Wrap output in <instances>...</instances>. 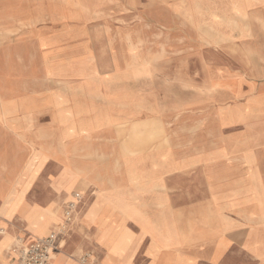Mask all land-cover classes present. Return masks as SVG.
I'll use <instances>...</instances> for the list:
<instances>
[{
    "label": "crops",
    "instance_id": "1",
    "mask_svg": "<svg viewBox=\"0 0 264 264\" xmlns=\"http://www.w3.org/2000/svg\"><path fill=\"white\" fill-rule=\"evenodd\" d=\"M0 5L3 6L0 10L7 11L0 18V26L43 20L44 14H31V10L42 9L49 11L46 17L52 25L73 22L77 26H106L93 20L84 22L88 20L75 19L76 12L98 10L101 16L109 17L102 21H115L119 19L116 16L126 10L125 0H0ZM19 11L23 13L17 17ZM71 37L78 40L79 36L76 34ZM52 42L49 44L60 43L61 40ZM80 48L75 46L60 52L55 58L59 60L48 66V84L56 87L49 86L48 92L56 90L59 93H50L46 97L43 129L37 132L30 130L29 123L34 121L30 101L16 98L0 101V121L14 135V170L32 171L37 162L35 155L39 154L46 158L41 164L37 162L39 168L45 169L49 165L55 172L54 176L50 175L45 180L49 196L43 206L25 201L34 182L30 173L27 174L28 179H18L11 186L6 194L13 188L15 195L22 192L21 203L17 212H13V217L21 218L25 223L24 215L33 206L45 209L56 203L59 209V202L64 201L60 212L62 220L64 204L79 195L82 200L78 204L75 221L70 231L56 240L53 255L61 251L65 254L68 241L74 229L78 228V232L85 230L89 234L88 241L95 253L104 255L102 264H130L129 247L123 257L110 256L107 261L104 245L96 241V226L78 227V219L99 194L102 217L116 220L112 224L113 231H127L131 237L133 226L138 229L140 238L146 240L142 250L145 264H161L166 256L172 260L177 256L182 259V262L169 264H264V225L248 222L246 218L254 207L253 202L247 200L252 197L238 199L237 188L245 184L240 178L243 167L238 158L229 159L225 147L213 151L206 141L203 144L196 141L192 132L166 130L169 121L159 110L165 106L163 99L159 101L151 92L138 91L131 79L138 77L144 67L136 68L131 63L123 65L118 53L113 50L90 55ZM209 64L203 62L205 75ZM176 70H181V66L178 65ZM159 76L161 79L163 72ZM250 88L264 92V84H251ZM153 100L157 102L152 103ZM256 121L263 123L260 129L263 130L264 115ZM153 126H161V130L153 131ZM120 127L124 128L122 136L118 130ZM260 153L264 155L263 151ZM247 156L250 162L246 161ZM125 157L134 158L132 169L124 162ZM243 159L251 165L249 179L252 181L248 185L262 186L253 153L246 152ZM130 169L140 172L142 179L139 183L129 180L127 172ZM68 175L74 178L70 187L56 189L59 178L64 177L61 180L64 185L69 181ZM86 183L88 186L83 190L81 187ZM79 188L81 190H77ZM68 196L71 199L67 200ZM4 198L6 196H2V202ZM232 210L240 214L239 218H243L240 224L245 223V226L233 222L229 217V211ZM133 212L137 214L134 217L154 223L161 237L170 233L177 240L184 236L187 240L173 242L167 247L159 244L157 257L153 260L150 256V234L143 232L130 220L119 226L121 219L133 217V214L130 215ZM163 219L170 220L165 229ZM56 226L52 225L48 234ZM26 239L21 238L18 242L28 244L38 238L29 235ZM93 250L85 251L80 256L89 254L88 264H95ZM66 259L65 254V258L59 257L58 261L71 263Z\"/></svg>",
    "mask_w": 264,
    "mask_h": 264
},
{
    "label": "rangeland",
    "instance_id": "2",
    "mask_svg": "<svg viewBox=\"0 0 264 264\" xmlns=\"http://www.w3.org/2000/svg\"><path fill=\"white\" fill-rule=\"evenodd\" d=\"M125 1L126 10L119 13L116 16L119 19L115 21H102L101 19L109 17L101 16L98 10L76 12L75 19L88 20L84 22L93 20L94 23L106 26H77L78 24L73 25L70 21L69 24L52 25L46 17L49 13L47 9L31 10L32 15L44 14L43 20L0 26V101L14 98L30 101L33 105L31 111H34V121L29 123L30 130L37 132L44 127L46 97L50 93H59L56 90L49 93V86L56 87L47 81L48 66L59 60L55 59L59 53L75 46L77 49L84 46L80 49L90 55L116 51L123 65L131 63L136 68L144 67L138 77L131 79L138 91L151 92L159 101L163 99L165 106L159 110L169 121L165 126L166 130L192 132L196 141L202 144L206 141L213 151L225 147L229 159L238 158L243 167L240 178L245 183L237 188L238 199L252 197L247 200H251L254 207L246 218L248 222L264 225V155L260 153L264 152V129L260 130L262 122H254L264 115V92L249 89L251 84H264V0ZM2 7L0 5V9ZM6 12L0 10V18ZM21 13L23 12L16 16L20 17ZM76 34L79 36L78 40L76 36L72 39L71 36ZM57 39L61 42L54 43ZM51 41L54 44H49ZM100 60L103 61V58ZM205 61L211 63L206 75L203 65ZM178 65L181 70H176ZM162 72L163 77L160 79L159 73ZM153 101L152 103L157 102ZM241 102L244 103L239 104ZM156 129L161 130V126L151 128L153 131ZM118 130L122 136L124 128L120 127ZM13 143L14 135L0 121V264H14L16 253L10 252L16 245H20L18 241L21 238L25 240L29 235L31 238H42L49 233L52 225H58L62 221L60 212L64 201L59 202V209L56 208V203L45 209L33 206L24 215L26 226L21 218L13 217V212L15 214L21 203L22 192L15 195L13 188L6 194L11 186L18 179H28L27 174L30 173L34 182L25 201L43 206L49 196L45 180L55 173L49 165L45 169L42 166L39 168L37 162L41 164L46 159L39 154L35 155L37 162L32 171L14 170ZM246 152H252L257 160L262 184L260 187L248 185L252 181L249 179L252 171L251 165L243 159ZM133 160L132 157L124 158L131 169ZM246 161L250 162L249 156ZM131 169L127 172L129 180L139 183L142 179L140 172ZM63 178H59L56 189L68 188L74 181L72 175H68L69 181L63 185ZM87 186L86 183L81 188L84 190ZM2 193V196H6L3 202ZM69 199L70 196L67 197ZM26 203L24 205L28 206ZM101 205L98 194L78 219V227L83 229L96 226V241L104 245L107 261L110 256L123 257L129 247L130 264H145L146 258L142 250L146 246V240L140 238L138 229L131 226L132 241L127 231L116 233L112 225L116 220L103 218L99 209ZM234 212L229 211V217L240 226H245V223L240 224L243 220L239 218L240 214ZM132 214L133 217L121 219L119 226L130 220L143 232L149 233L150 256L153 260L157 257L159 244L167 247L173 242L187 240L186 236L177 240L170 233L163 238L154 223L134 217L137 215L134 212L130 213ZM168 221L170 220L163 219L164 229ZM9 236L13 237L11 250L10 247L5 248L6 238ZM71 237L64 250L66 260L73 264H83L80 260L82 253L93 250L88 241L89 234L85 230L78 232L76 228ZM93 252L95 264H102L104 255L97 254L94 250ZM65 254L61 251L53 255V264H71L58 261L59 257L65 258ZM171 262H182V259L177 256L172 260L170 256H166L161 264Z\"/></svg>",
    "mask_w": 264,
    "mask_h": 264
},
{
    "label": "built area",
    "instance_id": "3",
    "mask_svg": "<svg viewBox=\"0 0 264 264\" xmlns=\"http://www.w3.org/2000/svg\"><path fill=\"white\" fill-rule=\"evenodd\" d=\"M81 200L82 198L79 195H75L74 200L64 204L62 221L50 234L28 244L16 245L13 249L16 253V257L13 259L14 264H52L53 252L56 250V240L70 231ZM89 257V254H85L80 260L85 264Z\"/></svg>",
    "mask_w": 264,
    "mask_h": 264
},
{
    "label": "bare ground",
    "instance_id": "4",
    "mask_svg": "<svg viewBox=\"0 0 264 264\" xmlns=\"http://www.w3.org/2000/svg\"><path fill=\"white\" fill-rule=\"evenodd\" d=\"M259 136V135H258ZM261 136V135H260ZM257 139V138H256ZM260 141V140H259ZM262 144V142H261ZM264 145V144H263ZM259 190V189H258ZM42 229V228H41ZM16 241V240H15ZM13 242V237L12 236H9L6 238V242H5V248L8 249L11 245V243ZM4 248V246H3ZM10 250H11V247H10ZM14 250H11L10 254L13 252ZM14 263V262H13ZM53 264V263H52Z\"/></svg>",
    "mask_w": 264,
    "mask_h": 264
}]
</instances>
